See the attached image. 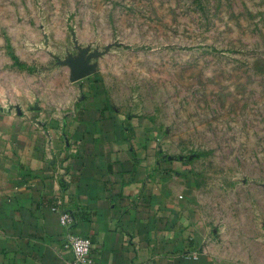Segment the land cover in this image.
Returning <instances> with one entry per match:
<instances>
[{"label": "rangeland", "instance_id": "obj_1", "mask_svg": "<svg viewBox=\"0 0 264 264\" xmlns=\"http://www.w3.org/2000/svg\"><path fill=\"white\" fill-rule=\"evenodd\" d=\"M88 83L183 171L196 248L264 262V0H0L1 110L65 117Z\"/></svg>", "mask_w": 264, "mask_h": 264}, {"label": "crops", "instance_id": "obj_2", "mask_svg": "<svg viewBox=\"0 0 264 264\" xmlns=\"http://www.w3.org/2000/svg\"><path fill=\"white\" fill-rule=\"evenodd\" d=\"M63 115L34 121L0 108V264H71L61 212L90 239L92 264H264L214 241L197 260L183 256L202 225L148 122L115 112L92 83L74 87Z\"/></svg>", "mask_w": 264, "mask_h": 264}, {"label": "built area", "instance_id": "obj_3", "mask_svg": "<svg viewBox=\"0 0 264 264\" xmlns=\"http://www.w3.org/2000/svg\"><path fill=\"white\" fill-rule=\"evenodd\" d=\"M57 211V209H53ZM61 222L66 229V234L63 239V250L69 255L71 264H92L91 248L92 244L89 238L76 233L73 229L75 221L72 215L67 212L59 213ZM194 246L190 251L183 256L187 259L197 260L199 257V249Z\"/></svg>", "mask_w": 264, "mask_h": 264}]
</instances>
